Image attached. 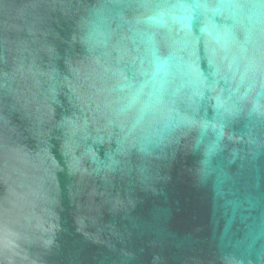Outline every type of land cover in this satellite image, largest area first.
Masks as SVG:
<instances>
[{
    "label": "water",
    "instance_id": "obj_1",
    "mask_svg": "<svg viewBox=\"0 0 264 264\" xmlns=\"http://www.w3.org/2000/svg\"><path fill=\"white\" fill-rule=\"evenodd\" d=\"M0 264H264V0H0Z\"/></svg>",
    "mask_w": 264,
    "mask_h": 264
}]
</instances>
